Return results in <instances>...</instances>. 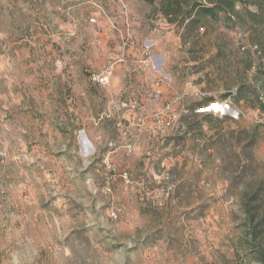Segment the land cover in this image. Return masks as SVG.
Segmentation results:
<instances>
[{
  "label": "rangeland",
  "instance_id": "obj_1",
  "mask_svg": "<svg viewBox=\"0 0 264 264\" xmlns=\"http://www.w3.org/2000/svg\"><path fill=\"white\" fill-rule=\"evenodd\" d=\"M0 264H264L249 29L161 0H0Z\"/></svg>",
  "mask_w": 264,
  "mask_h": 264
},
{
  "label": "trees",
  "instance_id": "obj_2",
  "mask_svg": "<svg viewBox=\"0 0 264 264\" xmlns=\"http://www.w3.org/2000/svg\"><path fill=\"white\" fill-rule=\"evenodd\" d=\"M204 1L205 4L198 0H161L162 11L166 18L179 19L180 23H188L190 27L198 26L201 19L240 21L241 27L249 29L252 43L264 57V0ZM238 3L242 6L240 12L236 10ZM249 5H254L255 10L251 11Z\"/></svg>",
  "mask_w": 264,
  "mask_h": 264
},
{
  "label": "built area",
  "instance_id": "obj_3",
  "mask_svg": "<svg viewBox=\"0 0 264 264\" xmlns=\"http://www.w3.org/2000/svg\"><path fill=\"white\" fill-rule=\"evenodd\" d=\"M111 71L107 70L106 72H104L103 74H94L92 75V81L99 83V84H106L111 76ZM122 177L126 180H128L129 176L127 173H124L122 175ZM115 215V214H113Z\"/></svg>",
  "mask_w": 264,
  "mask_h": 264
}]
</instances>
